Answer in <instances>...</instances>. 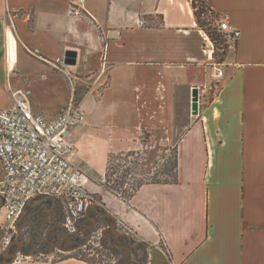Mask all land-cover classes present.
Instances as JSON below:
<instances>
[{
    "label": "crops",
    "instance_id": "0c3cea01",
    "mask_svg": "<svg viewBox=\"0 0 264 264\" xmlns=\"http://www.w3.org/2000/svg\"><path fill=\"white\" fill-rule=\"evenodd\" d=\"M141 2L136 10V0H0V27L10 21L16 34L7 28L2 40L4 89L38 87L45 98L31 97L33 111L54 118L67 98L49 111L46 97L56 82L69 88L65 73L73 68L88 93V118L71 131V159L103 183L110 154L140 151L150 134L159 144L150 148L165 156L177 138V183H146L124 200L89 182L106 211L148 248L147 264H264V0H206L241 31L220 63L207 56L213 42L193 0ZM142 15L160 16L161 24L147 26ZM26 47L50 59L76 50L78 64L57 74ZM213 78L219 85L209 98ZM194 88L203 102L198 114L187 112ZM63 254L14 264H85Z\"/></svg>",
    "mask_w": 264,
    "mask_h": 264
},
{
    "label": "built area",
    "instance_id": "2783aa9c",
    "mask_svg": "<svg viewBox=\"0 0 264 264\" xmlns=\"http://www.w3.org/2000/svg\"><path fill=\"white\" fill-rule=\"evenodd\" d=\"M216 28L223 33L229 46H234L241 36V31L225 16L217 20ZM27 51L54 69L67 70L69 67L64 57L50 59L38 49L27 48ZM221 76L223 72L218 71L217 77ZM9 95L11 105L0 106L3 172L0 221L9 229L31 201L51 197L62 205L64 228L74 236L80 231L88 210L97 203L95 193L89 188V176L71 159L74 147L71 131L85 125L87 120L82 105L71 100L54 118H47L33 111L28 89L9 90ZM25 260H32V257Z\"/></svg>",
    "mask_w": 264,
    "mask_h": 264
},
{
    "label": "rangeland",
    "instance_id": "374dc122",
    "mask_svg": "<svg viewBox=\"0 0 264 264\" xmlns=\"http://www.w3.org/2000/svg\"><path fill=\"white\" fill-rule=\"evenodd\" d=\"M126 1L127 0H120L121 3L123 2L126 3ZM140 3H142L141 0L140 1L136 0V10H138ZM198 5H199L200 12L205 11V13L201 14V20L207 23L209 28H216L217 20H219L220 18L216 20L213 17V15L210 13L209 9H207V6H206V9H203L200 3ZM142 18L146 19L145 25L147 26H159L161 24V18L160 16H157V15H150V16L142 15ZM7 28H10L15 34L14 26L11 24L10 21H8L7 24L3 23V25L0 27V56L1 57L3 56L2 47L5 43V42L3 43L2 40L6 39L5 33H6ZM12 31L8 30L7 35L9 36L12 35V37L16 36V34L14 35ZM219 35L221 36L218 38L217 42L212 41L213 46H211L209 43L206 45L207 46V56L210 54V56L213 57L214 55L215 56L214 61H216V63L221 62L223 54H225V52L229 49L228 48L229 44L227 40L225 39V36L223 35V33H219ZM15 46L16 45L14 44V47ZM27 48H30V47H26V50ZM211 51L213 52V54L210 53ZM39 70H42V69L39 68ZM62 71H65V70H59V69L54 70V72H56L57 74L59 72L63 74L64 72ZM74 75H77V73L73 71V68H69L68 72L65 73L66 78L65 77L64 78L68 80L67 83L69 84V88H66V85H64L61 82H56V84H54V90L50 93V96L46 97V99H48L51 102V104H46L49 107V108H45L46 110L53 111V109H55L59 104L63 103L67 98V103L63 108H65L68 105V103L72 100L74 104L82 105V108L87 117V113L83 105V99H84V96L87 95L88 93H86L85 91V86L79 84L78 79H76ZM217 78H215L216 80L213 78L214 79L213 86L216 85V87H213L211 92L208 93L209 98H211L216 93L215 90H217L218 88L217 86L219 85V81L217 80ZM76 82L78 84H76ZM5 84H6V76L1 75L0 76V105L10 100L9 90H15V88L9 87V86H8V89L7 88L4 89ZM6 89H7V93H6ZM73 89L75 90L73 91ZM43 94L44 93H40L38 87H36L32 91V94H31L32 101H33V98L35 100L37 98L39 99L42 97L45 98ZM94 94L97 95L98 97H102L103 93L99 91ZM202 107H203V102H202V97L200 96V91H199V101H198L199 110L198 111H200ZM189 110L193 112L191 106H190V109L187 110V112ZM86 124H87V120H86ZM152 131L159 132V129L153 128ZM162 133H163V129H162ZM171 133H172V125H169V134L171 135ZM148 136H150V134H148ZM148 136L147 138L144 139L145 144L144 146H142L143 149L141 148L140 151L130 152V153L125 152V153H120V154H110L108 156L107 163L104 168V172L101 171V173L102 172L104 173L106 182L103 183V182H100L99 180H96L90 177L91 180H93V182L99 187L104 186L108 190H111L117 193V195L120 194L121 198H123L124 200H130L133 194L143 184L150 183V182H170V183L174 182L175 180L174 178L176 174L175 164H176V158H177L176 157L177 156V141H178L177 138L175 139L171 138L168 140V146H167L168 152H167V155L164 156L163 152L161 155H159L158 153L155 154L156 152H158V150H156V148H150V147H154L155 144H156V147L159 148V144L155 143L154 139L152 138L149 139ZM139 147H141V145H139ZM161 148H165V146L162 144ZM79 154L77 153L78 157L81 158ZM82 158L84 157L82 156ZM2 178H3V172H2V166H1V161H0V180H2ZM94 197H95V201L97 202L96 205L105 209L103 206L102 198L98 194H95ZM106 224H107L106 222L102 221V223L97 227L98 229L94 230V233L92 234L93 236L92 242H89L88 245L84 246L78 251L71 252L69 254L84 261L85 264H117L118 261H120L118 259V255L116 256L112 255L109 251L108 245H106L105 247L100 245V240H99L100 230L101 228L106 226ZM119 228L121 230H125V228L120 225H119ZM80 232L81 230L76 235H74L75 244L76 243L80 244L84 242V237L82 236V233L80 235ZM131 236L136 242L135 247L137 245L139 246L141 242H138L137 238L134 237L133 234H131ZM7 238L8 239H3L2 241H0V249L6 246L8 240L10 239V235H8ZM55 254H57L56 259H58L59 257L66 256V254H63V252H56ZM42 257L44 256H34L32 258L36 259V258H42ZM148 258H149L148 248L146 246L140 247L139 249L133 251L131 264H147Z\"/></svg>",
    "mask_w": 264,
    "mask_h": 264
},
{
    "label": "flooded vegetation",
    "instance_id": "af4514ba",
    "mask_svg": "<svg viewBox=\"0 0 264 264\" xmlns=\"http://www.w3.org/2000/svg\"><path fill=\"white\" fill-rule=\"evenodd\" d=\"M95 207L88 210L90 217L94 218L95 222L91 221L87 215L80 227V235L82 233L84 237V229L93 226L86 231V234L91 237L90 242H92L94 230L98 229L97 227L102 221L106 222V226L100 230V245L103 247L108 245L110 253L114 256L118 255L120 261L117 264H131L133 251L137 250L139 246L135 247L136 242L131 234L126 229L121 230L119 225L115 232L111 229L106 230L114 225L115 220L104 216L108 214L105 209L98 205ZM64 218V211L59 201L51 197H38L27 205L22 215L9 229L0 221V241L8 239L7 236L10 235L6 246L0 249V264L9 263L14 258H16V262L23 261L27 258L23 254H29L36 250L49 252L53 249L55 254L56 252H63L57 248L58 246L69 249L82 244H75L74 236L65 230ZM35 256L47 257L37 252Z\"/></svg>",
    "mask_w": 264,
    "mask_h": 264
},
{
    "label": "water",
    "instance_id": "95a60500",
    "mask_svg": "<svg viewBox=\"0 0 264 264\" xmlns=\"http://www.w3.org/2000/svg\"><path fill=\"white\" fill-rule=\"evenodd\" d=\"M64 62L67 66L69 67H75L77 66L78 64V52L76 50H67L66 53H65V56H64ZM198 100H199V90L197 88H194L193 89V92H192V110H193V113L194 114H198L199 113V108H198ZM2 200V197L0 196V201ZM2 207V202H0V208ZM91 208H96L95 205L92 206ZM90 217V214H89V211L87 212ZM106 217H109V218H113L115 220V223L114 225L110 226L108 229L106 230H109L111 229L113 232H115L116 230V227L119 225V222L116 218L113 217V215H111L110 213L104 215ZM90 220L95 222V219L90 217ZM93 226H90V227H87L86 229H84V238H85V241L80 244L79 246L77 247H74V248H69V249H63L61 246H58L57 248L63 252H67V253H71V252H74L80 248H83L84 246L88 245L89 242H90V235L89 234H86V231L91 228ZM39 253L41 255H45L47 257L49 256H52L54 254V251L53 249L50 250L49 252H44L42 250H36V251H33L29 254H23L25 257H33L35 256V253ZM16 263V258H14L13 261L9 262V263H4V264H14Z\"/></svg>",
    "mask_w": 264,
    "mask_h": 264
},
{
    "label": "trees",
    "instance_id": "16d2710c",
    "mask_svg": "<svg viewBox=\"0 0 264 264\" xmlns=\"http://www.w3.org/2000/svg\"><path fill=\"white\" fill-rule=\"evenodd\" d=\"M200 3V5L202 6V8L203 9H206V0H193V7H194V9H195V16H196V18H197V21H198V24H199V26L209 35V37H210V39L213 41V42H217V40H218V38L221 36V35H219V31H218V29L217 28H209L208 27V25H207V23H205V22H203L202 20H201V14L202 13H205V11H203V12H200L199 11V4ZM207 9H209L208 7H207ZM210 10V9H209ZM212 15H213V17L217 20L219 17L218 16H216L215 15V13H213V12H210ZM177 158H176V164H175V167H176V174H175V180H174V182H171V183H177L178 182V174H177V171H178V156H176ZM165 183H170V182H165ZM114 192V191H113ZM115 193V192H114ZM143 246H145V244H143V243H140V245H139V247H138V249L140 248V247H143Z\"/></svg>",
    "mask_w": 264,
    "mask_h": 264
},
{
    "label": "bare ground",
    "instance_id": "6f19581e",
    "mask_svg": "<svg viewBox=\"0 0 264 264\" xmlns=\"http://www.w3.org/2000/svg\"><path fill=\"white\" fill-rule=\"evenodd\" d=\"M209 42H211V41H209ZM11 60H12V62H15V60H16V58H17V56H16V54H15V56L13 57L12 55H11Z\"/></svg>",
    "mask_w": 264,
    "mask_h": 264
}]
</instances>
